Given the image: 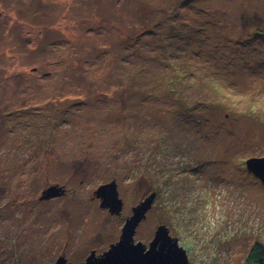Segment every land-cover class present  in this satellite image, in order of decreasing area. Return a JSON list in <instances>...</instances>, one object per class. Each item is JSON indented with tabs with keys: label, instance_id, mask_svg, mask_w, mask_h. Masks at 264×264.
<instances>
[{
	"label": "rangeland",
	"instance_id": "rangeland-1",
	"mask_svg": "<svg viewBox=\"0 0 264 264\" xmlns=\"http://www.w3.org/2000/svg\"><path fill=\"white\" fill-rule=\"evenodd\" d=\"M263 156L264 0H0V264H80L152 191L135 240L247 264Z\"/></svg>",
	"mask_w": 264,
	"mask_h": 264
},
{
	"label": "water",
	"instance_id": "water-1",
	"mask_svg": "<svg viewBox=\"0 0 264 264\" xmlns=\"http://www.w3.org/2000/svg\"><path fill=\"white\" fill-rule=\"evenodd\" d=\"M246 165L264 185V156L251 157L246 160ZM64 192L61 186H51L44 192V197L48 198ZM156 195L157 193L152 191L132 208V214L126 218L119 240L112 243L109 249L96 258L98 264H190L186 248L179 243L177 237L170 234V229L165 224L158 226L149 245L141 240H135L137 227L153 206ZM96 196L102 199L101 206L108 208L111 213L122 212L124 202L119 195L116 180L99 186ZM56 264L71 263L63 257L59 258Z\"/></svg>",
	"mask_w": 264,
	"mask_h": 264
},
{
	"label": "trees",
	"instance_id": "trees-1",
	"mask_svg": "<svg viewBox=\"0 0 264 264\" xmlns=\"http://www.w3.org/2000/svg\"><path fill=\"white\" fill-rule=\"evenodd\" d=\"M247 264H264V243L255 242L246 256Z\"/></svg>",
	"mask_w": 264,
	"mask_h": 264
},
{
	"label": "flooded vegetation",
	"instance_id": "flooded-vegetation-1",
	"mask_svg": "<svg viewBox=\"0 0 264 264\" xmlns=\"http://www.w3.org/2000/svg\"><path fill=\"white\" fill-rule=\"evenodd\" d=\"M137 241V240H136ZM112 244V243H111ZM110 244V245H111ZM106 250H102V251H98V250H96V249H92V250H90L89 251V254L88 255H86L85 257H84V259L83 260H81V262H80V264H93V262H94V264H98V261L96 260V258H98V257H100L101 256V254H103L104 252H105ZM65 258L66 259V261L67 262H69V263H71V264H78V263H75V262H73V261H70L65 255H61V256H59V258ZM58 258V259H59ZM58 259L56 260V262H55V264L57 263V261H58ZM92 262V263H91Z\"/></svg>",
	"mask_w": 264,
	"mask_h": 264
}]
</instances>
